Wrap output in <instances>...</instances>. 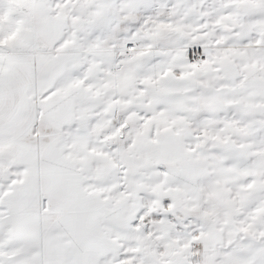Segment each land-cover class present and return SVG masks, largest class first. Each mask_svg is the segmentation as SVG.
Returning a JSON list of instances; mask_svg holds the SVG:
<instances>
[{
    "label": "snow or ice",
    "instance_id": "snow-or-ice-1",
    "mask_svg": "<svg viewBox=\"0 0 264 264\" xmlns=\"http://www.w3.org/2000/svg\"><path fill=\"white\" fill-rule=\"evenodd\" d=\"M0 264H264V0H0Z\"/></svg>",
    "mask_w": 264,
    "mask_h": 264
}]
</instances>
